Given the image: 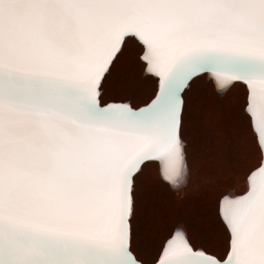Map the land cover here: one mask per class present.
<instances>
[{
    "label": "snow or ice",
    "instance_id": "1",
    "mask_svg": "<svg viewBox=\"0 0 264 264\" xmlns=\"http://www.w3.org/2000/svg\"><path fill=\"white\" fill-rule=\"evenodd\" d=\"M139 45L159 79L142 108L120 69ZM206 74L247 88L264 156V0H0V264H149V161L190 177L189 94ZM193 241L156 264H264V164Z\"/></svg>",
    "mask_w": 264,
    "mask_h": 264
},
{
    "label": "rangeland",
    "instance_id": "2",
    "mask_svg": "<svg viewBox=\"0 0 264 264\" xmlns=\"http://www.w3.org/2000/svg\"><path fill=\"white\" fill-rule=\"evenodd\" d=\"M142 55L140 46L133 45L120 69L135 107L148 103L159 89V79L146 71ZM246 94L247 88L240 82L226 91L218 89L210 74L196 82L189 94L192 130L187 145L190 177L186 185L173 188L161 176V162H148L153 180L141 237L142 252L149 264L159 258L178 226H187L193 241L210 227L226 238L219 219L221 202L229 195L246 193L248 175L263 161L259 134L243 115Z\"/></svg>",
    "mask_w": 264,
    "mask_h": 264
},
{
    "label": "bare ground",
    "instance_id": "3",
    "mask_svg": "<svg viewBox=\"0 0 264 264\" xmlns=\"http://www.w3.org/2000/svg\"><path fill=\"white\" fill-rule=\"evenodd\" d=\"M149 102H150V101H149ZM149 102H148V103H149ZM146 104H147V103H146ZM146 104H144V105H146ZM142 105H143V104H142ZM138 107H140V106H138ZM138 107H137V108H138ZM262 160H263L262 163H261L258 167H260L262 164H264V156H263ZM258 167H257V168H258ZM247 186H248V185H247ZM247 189H248V188H247ZM244 194H245V193H244ZM244 194H243V195H244ZM243 195H242V196H243ZM229 196H230V197H228L229 199H235V198L240 197V196H238V197H237V196H235V197H231V195H229ZM232 196H233V195H232ZM163 249H164V247H163ZM163 249H162V251H163ZM162 259H163V253H162L161 260H162ZM157 260H158V259H157ZM152 264H153V263H152Z\"/></svg>",
    "mask_w": 264,
    "mask_h": 264
},
{
    "label": "water",
    "instance_id": "4",
    "mask_svg": "<svg viewBox=\"0 0 264 264\" xmlns=\"http://www.w3.org/2000/svg\"><path fill=\"white\" fill-rule=\"evenodd\" d=\"M158 92V91H157ZM157 94V93H156ZM155 98V96L152 98V99H154ZM151 99V100H152ZM151 100H150V102H151ZM149 102V103H150ZM145 105H142V106H140V107H138V108H142V107H144ZM243 195V194H242ZM242 195H240V196H242ZM171 238V237H170ZM163 253V252H162ZM162 253H161V255L159 256V258H158V260H161V257H162ZM157 261V260H156ZM156 261L153 263V264H156Z\"/></svg>",
    "mask_w": 264,
    "mask_h": 264
},
{
    "label": "flooded vegetation",
    "instance_id": "5",
    "mask_svg": "<svg viewBox=\"0 0 264 264\" xmlns=\"http://www.w3.org/2000/svg\"><path fill=\"white\" fill-rule=\"evenodd\" d=\"M156 260H154L153 262H155Z\"/></svg>",
    "mask_w": 264,
    "mask_h": 264
},
{
    "label": "crops",
    "instance_id": "6",
    "mask_svg": "<svg viewBox=\"0 0 264 264\" xmlns=\"http://www.w3.org/2000/svg\"><path fill=\"white\" fill-rule=\"evenodd\" d=\"M153 251H154V249H153Z\"/></svg>",
    "mask_w": 264,
    "mask_h": 264
}]
</instances>
